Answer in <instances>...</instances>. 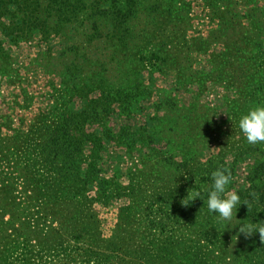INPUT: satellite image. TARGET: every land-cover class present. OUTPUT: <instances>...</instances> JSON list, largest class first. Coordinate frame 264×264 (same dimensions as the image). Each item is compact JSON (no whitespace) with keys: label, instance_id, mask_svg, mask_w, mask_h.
<instances>
[{"label":"rangeland","instance_id":"obj_1","mask_svg":"<svg viewBox=\"0 0 264 264\" xmlns=\"http://www.w3.org/2000/svg\"><path fill=\"white\" fill-rule=\"evenodd\" d=\"M92 1L16 40L0 26V264H242L243 234L219 227L206 195L218 168L229 191L250 189L264 160L238 126L264 106V0H136L125 45L108 40L112 17H93ZM95 104L109 110L75 133V160L43 157L45 126ZM195 191L206 202L189 211Z\"/></svg>","mask_w":264,"mask_h":264},{"label":"trees","instance_id":"obj_2","mask_svg":"<svg viewBox=\"0 0 264 264\" xmlns=\"http://www.w3.org/2000/svg\"><path fill=\"white\" fill-rule=\"evenodd\" d=\"M83 1L84 0H0V26L3 27L6 34L13 35L16 40L22 36L30 35L38 28L42 30L51 29L52 27L50 24L52 18H56L58 24L72 21L75 18L76 13L81 11L82 6H85ZM12 3L18 5L15 13L11 12L8 8V5ZM44 3H47L48 10L44 9ZM136 9V0H93L90 4L89 11L93 17L104 18L106 16H111L112 31H110V39L108 40L110 42L115 41L118 45H125L129 39L128 33L131 32V29L127 28V21H131V18L136 13ZM43 10L45 13H43ZM4 16H9L13 19L11 22L6 23V21L4 22L3 20ZM15 19L18 21H14ZM96 27L97 23L92 21L94 34L98 30V27ZM124 29H127L128 31L126 30V35L123 36L122 30ZM96 38H99L98 34L94 35L93 39ZM154 58H156L157 61H161L159 60V54L156 52H153L151 60L155 61ZM121 63L122 61L119 59H113L112 63H110V65L115 69L116 75L123 72L125 68V64ZM130 64L131 63L127 61V67H129ZM107 71L108 69L104 68L103 72L106 73ZM100 74L103 75V73ZM108 110L109 108L99 107L95 104V106L91 107V109L86 113H71L66 117L65 121H63L64 123L58 125L54 128V130L50 129L49 126H45V148L42 150L43 157L47 159L54 158L56 162H59V160L64 161V165H66L67 162L70 163L71 160H75L76 155L81 148V144L76 139L75 133L84 128L85 124L88 122L98 120V116L101 115V111L107 112ZM176 166L178 167L175 168V171H178L179 169H183L185 165L179 163ZM63 169L67 170V168L64 167ZM62 175H64V172ZM70 176L76 180V182L83 180L78 176V174L74 175L72 172H70ZM166 179L167 176L166 173H164V176H162L158 181L162 183ZM250 180L251 188L238 193L241 197V202H243L246 198L251 199L249 194L253 192L258 194L259 199L253 203L249 211L246 205H237L235 213L240 220H231L230 222L226 221L222 225H219L220 228H222L223 225H226L227 230L230 231L231 228L239 229V227L245 223L264 224V160L258 161L254 164L252 170L250 171ZM153 185L158 186V183L155 182ZM132 189L135 192H139V189H136L135 187ZM10 191L11 190H9V192ZM177 195L178 194H174L173 197ZM161 196L162 200H166V195ZM204 202H206L204 196L199 199L195 198L194 200L189 198L187 199V205H185V207L187 210H189V208H199V206L202 207ZM31 233L35 234L36 232L31 231L30 234ZM3 236H6L5 232H3ZM73 236L75 242H79L83 239V233H76ZM243 239L244 241L237 244L240 253L237 258H239L240 262L242 264H264V243H261L259 240V233L253 234V236L248 239H245L243 235ZM131 256L133 258L137 257L136 254ZM84 257L85 255H83L82 258H79L77 255H69L68 260L86 263L87 261ZM101 259L103 258L101 257ZM103 260H105V264H120V262H116L113 257L109 258L107 255H104ZM156 264L172 263L168 260L165 261V259H162Z\"/></svg>","mask_w":264,"mask_h":264},{"label":"clouds","instance_id":"obj_3","mask_svg":"<svg viewBox=\"0 0 264 264\" xmlns=\"http://www.w3.org/2000/svg\"><path fill=\"white\" fill-rule=\"evenodd\" d=\"M239 129L250 145L264 144V106L251 108L247 114L241 116L238 121ZM232 174L228 168H218L211 173L212 184L207 190V209L210 213L217 215L218 221L230 222L233 219L234 210L237 205L244 204L248 211L254 202L259 199L257 193H250L251 199H244L235 191H229L228 185L232 182ZM189 195V194H188ZM199 191L192 192V200L199 198ZM187 205V203H184ZM239 233L243 234L245 239L259 233V240L264 243V224L245 223L239 227Z\"/></svg>","mask_w":264,"mask_h":264}]
</instances>
